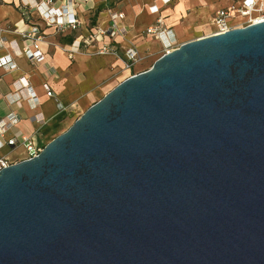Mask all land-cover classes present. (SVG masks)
Instances as JSON below:
<instances>
[{
    "label": "water",
    "instance_id": "water-1",
    "mask_svg": "<svg viewBox=\"0 0 264 264\" xmlns=\"http://www.w3.org/2000/svg\"><path fill=\"white\" fill-rule=\"evenodd\" d=\"M0 264H264V21L181 43L0 170Z\"/></svg>",
    "mask_w": 264,
    "mask_h": 264
},
{
    "label": "crops",
    "instance_id": "crops-1",
    "mask_svg": "<svg viewBox=\"0 0 264 264\" xmlns=\"http://www.w3.org/2000/svg\"><path fill=\"white\" fill-rule=\"evenodd\" d=\"M66 1L56 0L55 6ZM241 1L89 0L74 6L78 27L59 30L47 25L35 10L24 15L21 0H0V58L9 57L17 65L14 69L0 67V120L11 113L20 118L5 136L6 140L16 137L18 144L0 148V156H6L12 163L24 160L23 136H32L45 146L76 112L87 110L131 76L125 57L131 46L137 49L140 58L153 64L166 52L162 40L146 34L147 28L158 20L164 28L172 30L176 39L171 48L174 49L181 43L212 35L216 11ZM112 11L124 13L120 24L126 28V34L97 41L89 38L96 25L109 26ZM240 19L233 21L237 23ZM32 24L38 25L45 36L42 48L46 56L41 63H33L13 49L14 45L23 48L22 33ZM104 44L115 46L118 54L98 53ZM22 77L28 78L38 95L37 106L32 105L26 90L16 91ZM45 83L50 85L53 96L47 95Z\"/></svg>",
    "mask_w": 264,
    "mask_h": 264
},
{
    "label": "built area",
    "instance_id": "built-area-1",
    "mask_svg": "<svg viewBox=\"0 0 264 264\" xmlns=\"http://www.w3.org/2000/svg\"><path fill=\"white\" fill-rule=\"evenodd\" d=\"M85 1L89 0H67L66 3L56 7V0H21V7L24 15H28L30 11L35 10L39 13L47 25L56 26L59 30H65L67 28L74 29L78 27L79 19L74 11V6ZM168 1L169 0H165V2ZM152 10L155 12L157 11V8L153 7ZM124 17V13L112 11L110 13L109 26L105 28L101 25H96L89 38L97 41L106 36H110L112 38L124 36L127 30L120 24ZM237 17H240L241 19L239 22L234 23L233 20ZM261 21H264V0H242L239 4H234L216 11L214 17L215 31L213 34H222L232 28L244 27ZM146 34L162 40L166 52L172 50L171 46L176 41L172 30L164 28L161 24V20H158L156 25L148 27ZM22 36L24 41L23 48L17 49L15 45L13 46V49L16 50L17 54L25 56L33 63L43 62L46 56L42 48L45 36L41 28L36 24H32L28 30L22 33ZM98 53L118 54V49L112 44H104L99 48ZM125 57L128 61L126 65L128 69H130L140 59L137 49L134 46H131L126 50ZM16 66V63L13 62L11 58H0V67L14 69ZM44 88L48 96H53V91L48 83L44 84ZM23 90H26L28 99L32 105L37 106L39 104V97L26 77H22L17 82L16 91L21 92ZM19 121L20 118L15 113H11L5 119L0 120V148L7 145L16 146L18 144L19 141L16 137H11L6 140L5 136L12 127L18 124ZM21 144H23L26 152L25 159H32L36 157L44 148V146H42L32 136H23ZM11 164L13 163L9 158L6 156H0V170Z\"/></svg>",
    "mask_w": 264,
    "mask_h": 264
},
{
    "label": "rangeland",
    "instance_id": "rangeland-1",
    "mask_svg": "<svg viewBox=\"0 0 264 264\" xmlns=\"http://www.w3.org/2000/svg\"><path fill=\"white\" fill-rule=\"evenodd\" d=\"M151 66H152V62H148L145 60L144 57H142L130 68V71L131 74L133 75L135 73L143 72L149 69ZM126 74H129V71H127ZM85 111L79 110L78 112H76L67 122H65V124L59 129V131L51 137L52 140L58 135L65 132Z\"/></svg>",
    "mask_w": 264,
    "mask_h": 264
},
{
    "label": "bare ground",
    "instance_id": "bare-ground-1",
    "mask_svg": "<svg viewBox=\"0 0 264 264\" xmlns=\"http://www.w3.org/2000/svg\"><path fill=\"white\" fill-rule=\"evenodd\" d=\"M173 46H171V48H172Z\"/></svg>",
    "mask_w": 264,
    "mask_h": 264
}]
</instances>
